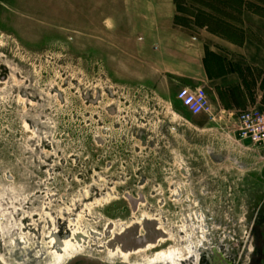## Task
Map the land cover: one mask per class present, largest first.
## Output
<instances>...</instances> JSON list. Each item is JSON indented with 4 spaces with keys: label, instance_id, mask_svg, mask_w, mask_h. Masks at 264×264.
<instances>
[{
    "label": "rangeland",
    "instance_id": "374dc122",
    "mask_svg": "<svg viewBox=\"0 0 264 264\" xmlns=\"http://www.w3.org/2000/svg\"><path fill=\"white\" fill-rule=\"evenodd\" d=\"M206 6L214 7L213 1L0 0L5 257L30 260L44 252L46 264H63L91 252L128 260L131 254L107 249L113 234L143 216H167L177 230L196 203L244 229L246 194L262 185L248 175L264 173V163L252 147L231 139L232 122L219 117L227 111L235 120L241 111L264 107V70L244 69L205 44L200 48L196 19L224 22L219 14L205 16ZM223 26L211 34L235 44L245 38ZM169 37L179 46L165 48ZM179 53L195 57H185L188 73L204 58L203 72L197 70L203 79L183 81L169 72L177 68L170 57ZM232 72L240 79L219 86ZM185 87L204 89L216 121L180 106L176 97ZM167 188L169 212L158 203L161 194L153 197ZM142 193L148 203L132 210L128 194ZM60 230L72 235L58 251L49 238ZM164 241L136 254L146 259L179 247L175 238Z\"/></svg>",
    "mask_w": 264,
    "mask_h": 264
},
{
    "label": "flooded vegetation",
    "instance_id": "af4514ba",
    "mask_svg": "<svg viewBox=\"0 0 264 264\" xmlns=\"http://www.w3.org/2000/svg\"><path fill=\"white\" fill-rule=\"evenodd\" d=\"M142 139L145 140L144 137ZM248 177L257 180L263 186L261 185L259 188L254 186L256 190L252 192L253 194H246L249 202L248 207L246 206L245 220L242 221L244 229L241 232L229 217L226 216L225 220L220 219L216 216L217 212L203 211L202 205L196 203L193 211L187 214V220L185 218L186 226L177 230H173L167 225L170 221L167 216L164 218L162 216L144 218L143 216L140 221L135 222L136 224L144 223L146 220L156 222L158 229L166 235V243L174 238L178 240L179 247L177 249L168 248L165 251H154L151 252V255H147L146 259L139 256L138 253L131 254L128 260L118 255L115 261L128 264H264V173L257 177L249 174ZM146 182L143 181L145 184ZM179 189L182 191L181 187ZM169 191L170 188H167V190L163 189L162 192L153 195L156 197L161 194L158 203L167 207L168 212L170 197L165 194ZM128 199L132 210L138 211L142 203H148V198L144 193L135 196L128 194ZM68 233L63 234L62 231H57L51 234L49 238L51 248L54 249V240L57 241V247L58 241L63 246L64 241L71 238L72 234ZM140 233H144L143 228L140 229ZM160 253H163L164 261L151 263L157 260L156 256ZM83 254L91 255L92 253L85 252ZM13 256L14 258L5 257L0 248V264H27L31 261V259H24L15 254ZM99 258L104 261L109 260ZM48 259H45L44 264Z\"/></svg>",
    "mask_w": 264,
    "mask_h": 264
},
{
    "label": "crops",
    "instance_id": "0c3cea01",
    "mask_svg": "<svg viewBox=\"0 0 264 264\" xmlns=\"http://www.w3.org/2000/svg\"><path fill=\"white\" fill-rule=\"evenodd\" d=\"M208 8L211 9L209 10ZM221 8L225 11V14H223V12L219 13L213 7L207 6L206 9L209 11H205L206 13L204 14L205 16H211L212 18L219 14L217 15V17H221L225 23L221 22L220 24H218L219 22L216 23L213 20L198 21L196 19L194 29H199V34H201L199 35L201 39L199 45L205 44L212 53L223 57V59L228 61L230 64H240L244 69L249 68L264 70V0H226V4L221 6ZM223 25H225L228 29L235 30L239 33H244L245 38L242 39L241 43L239 42V44H235L228 41H221L211 34L212 32L214 33L216 31H219V28L221 29L222 27H224ZM179 30L185 32L191 31L192 29H190L189 27H179ZM249 34H252V36H250ZM196 40L197 38L194 37V41ZM164 43L166 44L165 48L171 49L175 46H179V43H177L176 45V40L170 37ZM178 55L181 57H175L174 55L170 57V60L172 59V62L170 61V63H176L177 68L169 70V72L171 71V73L178 75V77L183 81L193 82L203 79V76L197 74V70L203 72L205 68V64L203 61L204 58H202L199 62L200 66L198 69H194V72L188 73L189 71H187L186 68L187 62L185 63L184 61L186 60V56H183L180 53ZM186 58L195 60L194 56H188ZM166 59L167 58L164 57V62H166ZM238 74L232 72L230 75L223 77L222 79H220L221 84H219V86L224 87L232 79L239 80L240 78ZM176 100L182 108H185L177 99V97ZM193 116L200 117L207 115L199 114Z\"/></svg>",
    "mask_w": 264,
    "mask_h": 264
},
{
    "label": "built area",
    "instance_id": "2783aa9c",
    "mask_svg": "<svg viewBox=\"0 0 264 264\" xmlns=\"http://www.w3.org/2000/svg\"><path fill=\"white\" fill-rule=\"evenodd\" d=\"M177 99L193 115L206 114L213 121L217 120L216 110L203 88H182ZM219 119L226 118L231 123V139L237 144L250 146L256 150L264 163V107H253L241 111L236 119L233 114L221 111Z\"/></svg>",
    "mask_w": 264,
    "mask_h": 264
},
{
    "label": "water",
    "instance_id": "95a60500",
    "mask_svg": "<svg viewBox=\"0 0 264 264\" xmlns=\"http://www.w3.org/2000/svg\"><path fill=\"white\" fill-rule=\"evenodd\" d=\"M212 154V153H211ZM212 156H215L212 154ZM144 229V233H140V229ZM85 236L83 234L78 235V239H82L84 243ZM77 239V240H78ZM166 235L158 229V224L156 222H150L148 220L141 224H134L123 228L122 231L117 232L111 236V238L106 243L107 249L109 251L120 250L123 253L134 254L139 250L146 249L149 245H158L160 240H165ZM84 246V244H83ZM62 244L58 241L57 250L61 251ZM53 249V248H52ZM102 251V250H100ZM37 256H33L30 262L27 264H44L46 255L44 252H39ZM91 253V252H90ZM32 256V255H29ZM46 264V263H45ZM63 264H128L121 263L115 260L104 261L98 256L93 254H78L73 258L68 259Z\"/></svg>",
    "mask_w": 264,
    "mask_h": 264
},
{
    "label": "trees",
    "instance_id": "16d2710c",
    "mask_svg": "<svg viewBox=\"0 0 264 264\" xmlns=\"http://www.w3.org/2000/svg\"><path fill=\"white\" fill-rule=\"evenodd\" d=\"M214 2V9L218 12L225 14V11L221 8V6L226 4V0H213Z\"/></svg>",
    "mask_w": 264,
    "mask_h": 264
},
{
    "label": "bare ground",
    "instance_id": "6f19581e",
    "mask_svg": "<svg viewBox=\"0 0 264 264\" xmlns=\"http://www.w3.org/2000/svg\"><path fill=\"white\" fill-rule=\"evenodd\" d=\"M67 242H68V241H67ZM67 242H66V243H67ZM65 246H66V247H67V249H68V248H69V246H71V245H70V241H69V243H67ZM151 248H152V246H151V245H150V246H148V249H151ZM64 253H66V251H65ZM72 257H73V256H72ZM162 261H164V258H163L162 260H159V261H157V260H156V261H154V262H151V263H155V262L157 263V262H162ZM59 262H62V255H60V256H59ZM52 264H55V263H52ZM56 264H57V263H56Z\"/></svg>",
    "mask_w": 264,
    "mask_h": 264
}]
</instances>
